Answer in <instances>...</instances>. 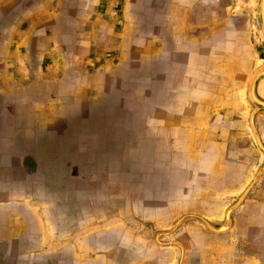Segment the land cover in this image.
<instances>
[{
    "label": "crops",
    "instance_id": "1",
    "mask_svg": "<svg viewBox=\"0 0 264 264\" xmlns=\"http://www.w3.org/2000/svg\"><path fill=\"white\" fill-rule=\"evenodd\" d=\"M249 1L138 13L136 0H0V264H264V156L248 97L264 35L260 0ZM255 91L264 100V73ZM89 103L98 119L77 134ZM254 123L264 145L263 111ZM121 132L131 142L97 172L104 195L82 167ZM57 156L74 190L48 189ZM261 169L226 230L191 217L222 226Z\"/></svg>",
    "mask_w": 264,
    "mask_h": 264
},
{
    "label": "rangeland",
    "instance_id": "2",
    "mask_svg": "<svg viewBox=\"0 0 264 264\" xmlns=\"http://www.w3.org/2000/svg\"><path fill=\"white\" fill-rule=\"evenodd\" d=\"M121 1H123V0H121ZM163 1L164 0H136V5L134 7H132V8H136V11L138 13L139 12L143 13L144 11L145 12H153V8H157L159 10V6L162 5ZM240 2H241V0H237V4H239ZM248 4H249V6L251 7L252 10H254V8L257 7V5H258L257 0H250L248 2ZM150 7H151V10H150ZM112 8H113V10H119V9L122 8V4H119L117 6L114 5ZM168 8H169V6H168ZM158 10H157V12H158ZM114 12H117V11H113V13ZM159 14L160 13H156V15H159ZM261 30H262V27H261ZM262 33H263V31H262ZM90 104L91 103H89V106H88L89 110L87 111L88 112V117L84 120L85 121L84 124L88 128H86L84 126L79 127L77 125L76 128L73 129V130H76V131H73V132H77V134H82V131H84L86 129L90 130V129L93 128L94 122L97 121V119H98L97 114H98V112H100V109H97L95 104H94V107L91 108ZM98 106H100V104ZM116 118L118 119V117H114L113 118L114 121L117 120ZM136 124H137L138 128L142 127V124H143L142 120L136 121ZM251 131H252V129H251ZM86 133H89V132H86ZM120 134H121V136H120L118 141H116L114 139V137H113L112 141L110 139H108V141L106 142L107 146H105V149L102 150V152H101L103 155L97 156L98 159L95 158L94 161L87 162L86 165H84L82 167V168H84V172L87 174V176L91 175L93 177V178H91L89 176L91 181L93 182L92 183L93 187L91 189L92 190L93 189L94 190L97 189L98 193H99L100 190H102V191H104V195H107L106 192H108V190L111 189V187H110L111 183H110V181L106 180V178H99L97 176V172L99 170H103V171L106 172L109 168L114 167L112 165H110V166L105 165L106 164L105 162H107L109 160H112V158H115V157H120L121 158L122 151H124L126 149V146L128 145V143L131 142V138H132V137H130L131 134L129 135V137L126 134H122V132ZM112 135H114V134H112ZM117 136H118V134H117ZM253 136H254V134H253ZM41 137H42V135H41ZM66 158H68V156ZM66 158L62 159V158H60L58 156L55 158L56 162H55L54 173H53L55 182H52V184H54V186H49L48 189L54 190V191L55 190L60 191L63 188H68V189L72 188L74 190V188L78 185L76 180L68 179L69 171L66 170V166H65V163H66L65 159ZM80 160L81 159H79V158L78 159H74L73 162H72V167L76 168V165H77V163ZM68 162H69V160H68ZM155 177H156V175H154L152 177V179H154ZM50 178H51V176H50ZM125 182H127V181H125ZM95 184H96V186H94ZM157 185H158L157 183L152 181V190L153 191L156 190L155 187ZM88 187H90V185H88ZM148 198H149L148 201H150V203H152V207H154L153 206L154 203L158 204L160 202V199H158L154 193L152 194V197H148ZM143 200H145V199H143ZM145 202L147 203L146 200H145ZM118 204H119L118 208H120V210H118V211H126L127 210V207H128V202L127 201H121ZM105 216H107V218L109 216L110 219L112 218V215H110V214L109 215L106 214ZM141 216H142V214H138V218H141ZM107 232L109 233V232H111V230H108ZM90 236H91L90 239L93 238L92 239L93 243H95V241H101L103 239V237H98L95 232H92ZM112 240H113V238H112ZM122 241H124V239H121V237H120L119 241L117 242L118 244H112V243L110 244L114 248V256L115 257H118L120 255H121V257L123 256V253H124L123 249L120 250L118 248V246H120L122 244ZM134 244H135L134 246L133 245L131 246L132 250H134V249L135 250H137V249L141 250L142 249V247L139 245V243L138 244L134 243ZM104 248L103 247H97V248H94V249L96 250L95 252H97L98 254H103V252H105ZM151 248H153V247H151ZM151 248H149V251L147 253L150 252V254H151V251H152ZM140 252L142 253V251H140ZM152 252H154V250ZM141 253L139 255L137 254V256H136L137 258H139V260L143 256V255H141ZM124 256H125V254H124ZM139 260L136 261V262H139ZM109 264H123V263L121 261L120 262H117V261L116 262L115 261L112 262L111 261Z\"/></svg>",
    "mask_w": 264,
    "mask_h": 264
},
{
    "label": "water",
    "instance_id": "3",
    "mask_svg": "<svg viewBox=\"0 0 264 264\" xmlns=\"http://www.w3.org/2000/svg\"><path fill=\"white\" fill-rule=\"evenodd\" d=\"M258 16L260 19V24L261 26H263L264 29V0H260L259 1V8H258ZM264 65L261 69H259L251 78L250 80V84H249V91H248V97L249 100L251 101V103L254 105V108L252 109L251 113H250V118H249V122H250V127L252 128L253 134H254V139L259 147V149L262 151L263 156H264V145L261 142V139L259 137V134L257 132L255 123H254V116L257 112L263 111L264 112V100H262L261 98H259L256 94L255 91V83L257 81V79L264 73ZM253 96V97H252ZM262 169L253 177V179L248 183V185L246 186V188L244 189L243 193L241 194V196L238 198V200L233 203L230 207H228V209L225 212V220L222 226L220 227H213L211 226L203 217H200L198 215H191V217H195L199 220H201L208 228H210L211 230L214 231H223L226 230L231 222L230 219V214L231 212L237 207L238 204H240V202L243 200V198L246 196V194L248 193V191L251 189V187L257 182V179L259 178V175L261 173ZM182 220L178 221L173 228H171L170 230H168V233H171L175 230V228L177 227V225L181 222Z\"/></svg>",
    "mask_w": 264,
    "mask_h": 264
},
{
    "label": "bare ground",
    "instance_id": "4",
    "mask_svg": "<svg viewBox=\"0 0 264 264\" xmlns=\"http://www.w3.org/2000/svg\"><path fill=\"white\" fill-rule=\"evenodd\" d=\"M262 27V31H263V34H264V29H263V26H261ZM264 72V71H263ZM255 74V73H254ZM253 74V75H254ZM253 75L251 76V78L253 77ZM251 78H250V80H251ZM253 97V96H252ZM252 129V128H251ZM264 149V148H263Z\"/></svg>",
    "mask_w": 264,
    "mask_h": 264
}]
</instances>
